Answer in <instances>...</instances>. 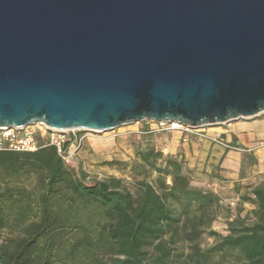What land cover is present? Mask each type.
Wrapping results in <instances>:
<instances>
[{
  "label": "water",
  "instance_id": "95a60500",
  "mask_svg": "<svg viewBox=\"0 0 264 264\" xmlns=\"http://www.w3.org/2000/svg\"><path fill=\"white\" fill-rule=\"evenodd\" d=\"M261 113L264 0H0V127L199 129Z\"/></svg>",
  "mask_w": 264,
  "mask_h": 264
},
{
  "label": "trees",
  "instance_id": "16d2710c",
  "mask_svg": "<svg viewBox=\"0 0 264 264\" xmlns=\"http://www.w3.org/2000/svg\"><path fill=\"white\" fill-rule=\"evenodd\" d=\"M129 169L145 177L132 191L65 165L53 148L0 153V264H264V185L241 195L247 216L238 209L221 225L218 197L190 187L181 160L147 144ZM30 175V187L15 181Z\"/></svg>",
  "mask_w": 264,
  "mask_h": 264
},
{
  "label": "rangeland",
  "instance_id": "374dc122",
  "mask_svg": "<svg viewBox=\"0 0 264 264\" xmlns=\"http://www.w3.org/2000/svg\"><path fill=\"white\" fill-rule=\"evenodd\" d=\"M253 120L263 121L264 113H261L251 119H241L224 125L207 126L203 129L209 133L222 131V134H224L225 130L231 129L236 123ZM145 126L146 122L144 121L141 123L125 125L106 133H87V138H89L92 142H95V144L100 147L101 145H105L106 149L104 153L98 154L97 157L90 156L88 160L83 161L87 162L85 165L81 164L83 172L89 178L96 180H106L110 177L121 179L124 182L125 187L132 191L134 181L136 179L141 180L145 178L143 176H133L131 174V170L129 169L130 165L134 161L137 149L144 148L147 144H150L155 148L156 140L160 136L159 134L166 133L143 135L141 132ZM237 135L244 136L242 133H238ZM74 161L79 162L78 159ZM107 162H116L122 165H115L112 167L103 165ZM242 162H244L246 166H243L241 172L239 173V177L236 179V183L231 184L230 182H232V180L224 179L222 182L223 185H219V189L216 188L215 185H212V183L215 182L214 176H217L218 173L213 174L212 177H208L204 173L199 174V176L189 173L186 174L190 187L211 192L218 197L219 209L216 214L215 222L221 225H224L235 218L236 215H238V209H241L239 212V216L241 218L247 216L253 209V206L248 203H244L240 206L241 195L249 193L254 187L264 185V169L259 163L258 155H255V152L244 153ZM123 164L126 166H123ZM155 177L156 175L151 173L150 176L146 177V180L151 182ZM15 181H19L25 186L30 187L35 184L36 178L34 175L21 176ZM166 183L170 185V178L166 179ZM230 203H234V205L231 207L229 205ZM212 242L213 240L211 238L204 235L202 237L201 247L207 248L212 245Z\"/></svg>",
  "mask_w": 264,
  "mask_h": 264
},
{
  "label": "crops",
  "instance_id": "0c3cea01",
  "mask_svg": "<svg viewBox=\"0 0 264 264\" xmlns=\"http://www.w3.org/2000/svg\"><path fill=\"white\" fill-rule=\"evenodd\" d=\"M207 133L210 135L218 134L220 138L223 135L222 131ZM238 133L244 134L245 137L243 143L240 144L241 151L226 150L218 144L192 136H185L179 132L159 134L155 148L165 156L181 160L183 171L187 174L199 176V174L204 173L206 176L212 177L213 174L218 173L217 176H214L215 182L212 185L219 189V185H223L224 179L232 180L231 184L236 183L243 166H246L242 162L244 153H250L247 150L264 141V120L236 123L231 129L225 130V138L221 139L226 143L238 146L236 139ZM105 149V145L100 147L89 138H86L76 159L82 165H85L87 162L83 161L88 160L90 156L97 157L98 154L104 153ZM255 155H258L260 163V153L255 152Z\"/></svg>",
  "mask_w": 264,
  "mask_h": 264
},
{
  "label": "built area",
  "instance_id": "2783aa9c",
  "mask_svg": "<svg viewBox=\"0 0 264 264\" xmlns=\"http://www.w3.org/2000/svg\"><path fill=\"white\" fill-rule=\"evenodd\" d=\"M146 126L141 134L154 135L159 133L179 132L185 136H192L200 140H206L218 144L226 150L241 151L240 144L244 141L243 135H236L238 146L224 142L218 134L210 135L205 129H191L177 123H163L145 121ZM87 133L97 134L95 132L83 130H62L47 127L43 124L21 128L0 127V153H35L43 148H53L61 161L68 165L76 160L78 152L81 150ZM248 152H259L260 163L264 169V141L259 142ZM231 207L234 203L229 204Z\"/></svg>",
  "mask_w": 264,
  "mask_h": 264
}]
</instances>
